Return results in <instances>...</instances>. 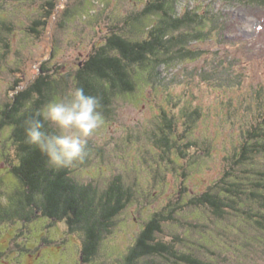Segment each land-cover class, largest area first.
Returning a JSON list of instances; mask_svg holds the SVG:
<instances>
[{
    "label": "rangeland",
    "instance_id": "374dc122",
    "mask_svg": "<svg viewBox=\"0 0 264 264\" xmlns=\"http://www.w3.org/2000/svg\"><path fill=\"white\" fill-rule=\"evenodd\" d=\"M148 1L0 0V117L17 80L26 86L41 67L49 68L64 86L55 97L76 87L77 71L90 53L116 28L130 29L126 18L140 13ZM177 1L180 15L197 11L205 19L203 27L196 26L205 28L201 37L189 45L200 56L161 66L156 79L140 70L134 92L117 95L107 112L98 109L104 125L89 138L85 161L71 168L79 181L101 189L121 175L133 191L97 257L81 260L84 234L69 231L63 220L16 219L0 222V264H120L146 221L171 202L180 208L177 220L166 223L164 240L180 236L177 247L204 264H264V224L252 211L231 210L220 218L207 207L188 204L230 170L244 131L255 120L252 94L264 87V3ZM49 11L55 15L48 18ZM40 20L47 22L39 24ZM156 20L143 19V29ZM34 25L37 31L32 30ZM231 72L238 75L235 82L225 80ZM195 109L201 117L187 116ZM163 111L176 117L178 135H170ZM11 132L10 126L0 131L3 204L20 187L10 170L11 159L15 161ZM186 136L197 145L185 149L188 155L183 157L177 148L163 150L165 142ZM256 161L264 165V156ZM156 258L157 264H178Z\"/></svg>",
    "mask_w": 264,
    "mask_h": 264
},
{
    "label": "trees",
    "instance_id": "16d2710c",
    "mask_svg": "<svg viewBox=\"0 0 264 264\" xmlns=\"http://www.w3.org/2000/svg\"><path fill=\"white\" fill-rule=\"evenodd\" d=\"M237 1L264 3V0ZM177 5V0L148 1L140 13L126 18L130 29L116 28L106 38V43L95 48L80 65L75 85L83 88L85 94L99 99V110H111L117 95L134 92L140 70H147L151 78L156 79L161 74V66H171L180 58L200 56L201 52L190 49L189 45L201 37L205 28L196 26L203 27L205 19L197 11L180 15ZM54 15L49 11L48 18ZM150 16H156L157 20L143 29V19ZM46 22L38 21L39 24ZM134 28L140 32L134 34ZM36 29L34 25L32 30ZM237 77L231 72L225 80L235 82ZM21 81L17 80L11 88L10 101L2 109L0 117V131L7 126L12 128L15 161L11 159L10 170L20 184L17 195L11 197L7 204L0 202V222L16 219L28 222L36 218L63 220L69 231L84 234L81 260L92 262L99 253L101 242L112 232L116 218L132 201L133 191L121 175H116L103 189L93 182H81L71 169H54L38 147L28 144L25 121L40 118L37 113L46 102L62 92L64 86H61V80H54L52 71L46 67H41L26 86H21ZM252 95L256 102L255 120L244 131L245 140L239 152L235 153L234 164L208 190L191 197L188 204L207 207L220 218L231 210L248 214L252 211L251 215L257 216L256 221L264 224V165L255 163L257 156H264V87L256 88ZM250 104L242 108H248ZM163 116L169 122L170 135H178L176 117L166 111H163ZM187 116L199 118L201 113L195 109ZM46 129L53 130L50 125H46ZM183 140L178 138L165 142L163 150L169 153L177 148L184 157L189 154L185 149L197 145L193 139ZM178 208L179 203L171 202L155 211L120 264H157L156 257L178 264H204L194 253L177 247L180 236L176 235L171 240L162 238L166 223L177 220Z\"/></svg>",
    "mask_w": 264,
    "mask_h": 264
},
{
    "label": "clouds",
    "instance_id": "9594fccd",
    "mask_svg": "<svg viewBox=\"0 0 264 264\" xmlns=\"http://www.w3.org/2000/svg\"><path fill=\"white\" fill-rule=\"evenodd\" d=\"M99 107V99L81 87L53 97L37 113L40 118L25 121L26 142L38 147L54 169H71L85 161L89 138L104 125Z\"/></svg>",
    "mask_w": 264,
    "mask_h": 264
}]
</instances>
